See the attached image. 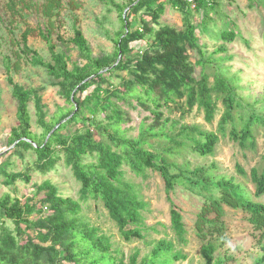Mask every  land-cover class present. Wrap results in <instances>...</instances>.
Returning <instances> with one entry per match:
<instances>
[{
    "label": "trees",
    "instance_id": "trees-1",
    "mask_svg": "<svg viewBox=\"0 0 264 264\" xmlns=\"http://www.w3.org/2000/svg\"><path fill=\"white\" fill-rule=\"evenodd\" d=\"M101 1L112 2L119 11L121 27L115 35V50L111 55L93 56L83 32L74 27L68 41L57 36L59 49L52 41L50 30L47 34L39 31L50 52V60L45 61L27 45L30 30L21 35V52L30 56L32 65L46 70L64 105L57 106L47 120L38 90L25 88L8 78L12 97L17 102V125L11 128L7 144L13 145V153L20 157L31 151L35 159L25 172H9L10 163L0 162V175L6 184L17 180L28 183L31 171L45 176L63 160L80 189L78 198L64 196L56 184L45 179L35 185V191L24 202L9 193L0 196V221L7 219L14 223L13 231L1 227L0 264H174L185 259L175 243L165 238L158 240L144 257L136 249L126 258L114 247L109 235L83 214V207L90 199L99 201L125 242L148 243L144 211L149 204L140 192V185L125 179V166L143 181L150 171L162 178L169 202L170 230L181 244L187 242V229L171 192L181 184L204 199L194 227L204 264H222L216 260L215 253L227 242L225 207L243 212L253 230L259 233L260 255L254 264H264V203L254 201L232 178L213 174L214 165L191 168L189 163L175 161L186 155L214 156L220 138L225 137L242 150L256 147L253 127L264 124V116L243 104L236 78L228 77L221 64L225 58L215 57L227 53L228 44L238 38L237 26L232 21L231 27L225 25L215 36L222 43L207 55V44L200 42L198 24L194 21L195 11L201 8H206L208 19L207 10L213 4L206 0H195L194 7L187 0H124L121 4L115 0ZM19 4L29 5L25 0L7 2L11 10ZM166 4L180 12V28L160 25ZM62 7V0H44L40 9L48 25H53L52 19L60 14ZM134 20L139 25L135 29ZM200 26L202 31L206 30V19H202ZM138 41H144L145 45L140 48L131 45ZM74 48L84 63L73 62L70 66V51ZM194 55H197L195 61ZM211 64L213 71H209ZM197 68H200L198 75ZM120 71L128 76H122L115 84L110 75ZM32 101L36 123L42 128L40 134L31 130ZM218 102L224 107L218 133L183 124L176 138L170 139L172 146L149 149L152 143L147 138L163 135L168 125L179 124L180 120L172 118L173 113L178 112L182 117L196 107L203 110L205 121L211 123ZM132 109L149 114L136 137L127 136L122 126L131 119ZM99 114H103L102 118H98ZM148 120L151 122L147 123ZM79 123L80 127L63 133L70 125ZM86 156L94 160L83 162ZM262 159L261 166L250 169L256 197L264 194V155ZM237 170L245 174L242 167L238 166ZM37 196L39 208L33 202ZM34 213L37 218H29Z\"/></svg>",
    "mask_w": 264,
    "mask_h": 264
},
{
    "label": "rangeland",
    "instance_id": "rangeland-1",
    "mask_svg": "<svg viewBox=\"0 0 264 264\" xmlns=\"http://www.w3.org/2000/svg\"><path fill=\"white\" fill-rule=\"evenodd\" d=\"M124 0H115V3H123ZM8 0H0V162L7 161L9 172H25L29 163L35 159L31 151L23 153V157L13 153V145L7 144V137L13 126L17 125L16 107L17 102L12 97V87L8 78L19 83L25 88L36 89L41 95L42 103L47 112L46 119L56 110L57 106H63L64 100L58 93V87L51 84V79L46 70L40 66H34L30 63V56L21 52V35L27 29L30 34L27 38V45L36 50L45 61L50 60L47 41L39 33L42 31L47 34L51 31L52 41L61 47L57 36H61L68 41L73 35V28H79L90 44L93 56L101 54L111 55L114 50V38L121 27L119 11L112 2L105 3L101 0H62L63 7L60 14L54 17L53 25H48L47 19L41 12V4L44 0H25L28 7L19 4L15 10L7 6ZM213 4L212 9H208V19L205 16V9L201 8L195 11L194 21L198 24V34L200 42L207 44L206 54L212 53L222 43L220 38L215 37L225 25L231 27L230 21L237 26L236 30L239 36L233 43L228 44V51L225 54H216L215 57L223 55L225 58L221 64L228 77H235L238 87V93L243 99V104L252 106L254 113L264 116V0H206ZM193 7V6H191ZM181 14L178 10L166 4L165 11L159 19L160 25H172L180 28L182 25ZM206 19V30L202 31L201 21ZM138 23L134 20L132 28H137ZM247 40L249 44H246ZM136 48L145 45L144 41H138L133 44ZM72 47V45H70ZM70 66L73 62L82 64V60L77 50L70 51ZM197 55L192 57L195 61ZM8 60V62L6 61ZM200 68H197L198 75ZM215 70L211 64L209 71ZM128 75L123 72H115L110 75V79L115 84L121 80V77ZM224 107L221 102L217 104L215 117L211 123L204 119L203 110L196 107L184 116L178 112L173 113V119L180 120L175 127L168 125L163 135L147 138L152 146L149 149L162 150L172 146L170 139L176 138L181 130V125H198L200 128L218 133V121L223 113ZM31 115V130L40 134L42 128L36 123V110L34 102L29 104ZM131 119L128 123L122 125L126 129L129 137H136L140 131V125L145 122L148 113L138 110H130ZM99 114L98 118H102ZM181 117V119H180ZM151 122L148 120L147 123ZM81 126L73 124L64 130L63 133ZM256 147L254 149H240L236 143L229 140L228 137L220 138L217 144L215 155L200 158L193 155H186L176 158L180 164L189 163L191 168L197 165L211 166V172L216 176L233 179L241 184L250 194L251 198L259 203H264V194L253 196V185L250 180V169L263 164L264 155V124L253 127ZM185 153V152H184ZM94 157L86 156L83 162L93 161ZM244 169L245 174H240L237 167ZM125 179L140 185V192L145 201L148 202V208L144 211L146 232V241L125 242L119 235L113 222L101 202L90 199L83 207V214L88 217L93 225L98 226L102 231L109 235L114 247L118 248L127 258L136 249L140 251V257L147 255L154 244L165 238L175 243V248L181 251L186 258L174 262V264H204L200 254L201 242L196 236L195 221L196 215L203 205L204 199L191 192L186 186L178 184L170 196L183 215L187 229V242L181 244L170 230L169 202L166 199L164 191V182L157 172L150 171V175L145 181L136 177L126 166ZM31 180L25 183L17 180L12 184H6L3 176L0 175V196L9 193L12 197H18L22 202L25 197L32 195L35 191V185L42 183L45 179H50L57 185L60 193L64 196L78 198L80 184L75 180L72 170L60 160L56 168L47 175H42L36 171H31ZM39 196L33 199L36 208H39ZM29 218L36 219V213ZM243 212L225 207L224 220L227 225V242L216 253V260L222 264H254L255 259L260 255L258 247L259 233L253 230L252 226L245 219ZM5 226L9 230H14V223L11 220L3 219L0 221L1 227Z\"/></svg>",
    "mask_w": 264,
    "mask_h": 264
},
{
    "label": "built area",
    "instance_id": "built-area-1",
    "mask_svg": "<svg viewBox=\"0 0 264 264\" xmlns=\"http://www.w3.org/2000/svg\"><path fill=\"white\" fill-rule=\"evenodd\" d=\"M187 1L190 3L191 6L193 7L195 6V0H187Z\"/></svg>",
    "mask_w": 264,
    "mask_h": 264
},
{
    "label": "water",
    "instance_id": "water-1",
    "mask_svg": "<svg viewBox=\"0 0 264 264\" xmlns=\"http://www.w3.org/2000/svg\"><path fill=\"white\" fill-rule=\"evenodd\" d=\"M125 12H126V11H125ZM125 12H124V14H125ZM120 56H121V53L119 52V57H118V60H119Z\"/></svg>",
    "mask_w": 264,
    "mask_h": 264
}]
</instances>
